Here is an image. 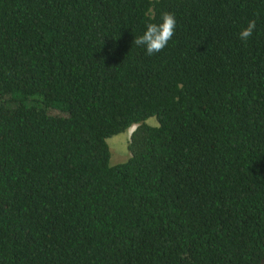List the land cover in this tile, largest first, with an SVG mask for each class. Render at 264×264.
I'll list each match as a JSON object with an SVG mask.
<instances>
[{
	"label": "trees",
	"instance_id": "trees-1",
	"mask_svg": "<svg viewBox=\"0 0 264 264\" xmlns=\"http://www.w3.org/2000/svg\"><path fill=\"white\" fill-rule=\"evenodd\" d=\"M0 264H264V0H0Z\"/></svg>",
	"mask_w": 264,
	"mask_h": 264
},
{
	"label": "rangeland",
	"instance_id": "rangeland-1",
	"mask_svg": "<svg viewBox=\"0 0 264 264\" xmlns=\"http://www.w3.org/2000/svg\"><path fill=\"white\" fill-rule=\"evenodd\" d=\"M146 123L155 126L156 120L154 118H150L146 121ZM134 129L135 126H132L125 132L113 136L106 141L110 152L109 166L120 164L129 158L130 154L127 146L130 135Z\"/></svg>",
	"mask_w": 264,
	"mask_h": 264
}]
</instances>
